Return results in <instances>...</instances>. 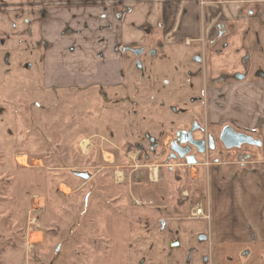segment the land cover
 <instances>
[{"label":"rangeland","instance_id":"rangeland-1","mask_svg":"<svg viewBox=\"0 0 264 264\" xmlns=\"http://www.w3.org/2000/svg\"><path fill=\"white\" fill-rule=\"evenodd\" d=\"M243 45L241 36H224L213 49L154 46L137 63L127 60L124 80L89 85L79 74L50 76L34 52H0V264L262 261L264 248L258 259L244 258L245 247L227 254L231 246L200 237L211 222L188 209L202 202L208 208L209 166L167 158L169 143L192 122L219 135L223 125L207 114L209 86L247 75ZM129 145L144 152L139 166ZM218 145L199 156L202 164L264 151V144L231 151Z\"/></svg>","mask_w":264,"mask_h":264},{"label":"crops","instance_id":"crops-1","mask_svg":"<svg viewBox=\"0 0 264 264\" xmlns=\"http://www.w3.org/2000/svg\"><path fill=\"white\" fill-rule=\"evenodd\" d=\"M221 26L227 30L223 36H241L248 70L233 80H212L208 118L217 126L231 123L264 136V77H256L264 74V0H0V52H34L45 73L79 74L87 85L124 80L127 60L137 63L151 46L218 47ZM144 46L148 49L139 54ZM128 148L139 154L133 160L139 166L143 150ZM153 170L159 173V167ZM208 179V208L202 202L188 209L194 219L211 222L210 233L200 237L231 246L227 254L236 252L235 245L245 247L239 255L258 259L264 248V151L239 160L216 158ZM128 181L127 172L122 183ZM194 205L206 218L193 216Z\"/></svg>","mask_w":264,"mask_h":264},{"label":"flooded vegetation","instance_id":"flooded-vegetation-1","mask_svg":"<svg viewBox=\"0 0 264 264\" xmlns=\"http://www.w3.org/2000/svg\"><path fill=\"white\" fill-rule=\"evenodd\" d=\"M225 32H227L225 26L219 27V29H218V36L219 37L217 39L218 40L222 39L224 37L223 35H224ZM220 36H222V37H220ZM156 42L157 41H154V43H156ZM226 45H227V43H226ZM153 47L154 46L149 47L150 51H152ZM146 50H147V48L145 49V51ZM139 54H142L141 51H139ZM147 54H148V52H147ZM196 59H198L199 61L202 60V58H199V57H196ZM212 125H214V124H212ZM226 126H231L236 132L245 134L247 136H250L254 140H257V141L261 142V145L260 146H254V145H251V144H242L238 148L235 147V148H232V149H227L225 147L224 143L221 140L222 132H223V130H224V128ZM198 134H200V136ZM253 134H255V133L250 132L248 130H243V129H240V128L236 129L231 123H226V124H223V126H221V131H220L219 135L216 137L212 133H209V132L206 133L204 126H202L198 122H192L191 127L188 129V131H183L182 132L181 140L173 138V140L169 143V148H170L169 150L170 151L168 152L167 158H168V160H173V159L184 160V161L187 162L188 166H190V167L193 166V165L194 166L203 165L205 167H207V166L210 167L211 166L210 164L209 165L202 164L199 156L204 155L205 153H207L209 151L217 150V148L219 147V145H218L219 143H221L223 145L224 149L227 150V151L241 149V147H243V146L254 147V148H257L258 150H261L262 146L264 144V142H263L264 136L259 135V134H257V136H255L256 134L255 135H253ZM211 138L213 139V144H214L213 148H211ZM196 141H202V144L200 142L196 143ZM201 148H203V151L199 150ZM150 151L151 152H155L156 150L154 148H150ZM246 155H248V154H243L242 153L240 155L239 159H243L244 156H246ZM250 155H252V154H250ZM188 158L191 159V160H195L194 163L193 164L190 163ZM157 176H158V171H157ZM151 181H153V182L157 181L158 182V180H155V181L151 180ZM198 208L202 209L201 206L197 207V210H198ZM198 216H200V217L203 216L204 218H206L205 214H202V212L200 213V215L198 214Z\"/></svg>","mask_w":264,"mask_h":264},{"label":"water","instance_id":"water-1","mask_svg":"<svg viewBox=\"0 0 264 264\" xmlns=\"http://www.w3.org/2000/svg\"><path fill=\"white\" fill-rule=\"evenodd\" d=\"M221 140L224 143L225 147L227 149H232L235 147H240L242 144H251L254 146H260L261 142L254 140L250 136H247L242 133L236 132L231 126H226L222 132ZM200 142L202 144V141H196V143ZM214 147L213 139L211 138V148ZM200 151H203V148L199 149ZM189 159V158H188ZM195 160L189 159L190 163H194ZM84 178H89L87 174H82Z\"/></svg>","mask_w":264,"mask_h":264},{"label":"bare ground","instance_id":"bare-ground-1","mask_svg":"<svg viewBox=\"0 0 264 264\" xmlns=\"http://www.w3.org/2000/svg\"><path fill=\"white\" fill-rule=\"evenodd\" d=\"M88 145H89V140H88V139L84 140V141H83V147H84V149H87ZM133 155H135V154H133ZM23 157H24V156H23ZM24 158H25V157H24ZM109 159H110V158H109ZM23 162H24V161H23ZM116 179H117L118 181H120V180H124V179H125V174H124L123 172H118L117 175H116ZM201 212L203 213V210L200 209V208H198V210H196L195 213L192 211V214H193V216H197L198 214L200 215ZM196 213H197V214H196Z\"/></svg>","mask_w":264,"mask_h":264},{"label":"built area","instance_id":"built-area-1","mask_svg":"<svg viewBox=\"0 0 264 264\" xmlns=\"http://www.w3.org/2000/svg\"><path fill=\"white\" fill-rule=\"evenodd\" d=\"M41 209H43L41 206H36L35 207V210H41Z\"/></svg>","mask_w":264,"mask_h":264}]
</instances>
